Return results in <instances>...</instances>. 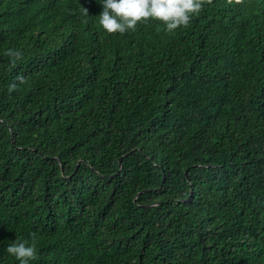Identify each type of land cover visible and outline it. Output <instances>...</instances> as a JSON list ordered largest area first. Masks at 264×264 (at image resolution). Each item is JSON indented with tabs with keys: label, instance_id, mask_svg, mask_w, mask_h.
<instances>
[{
	"label": "trees",
	"instance_id": "obj_1",
	"mask_svg": "<svg viewBox=\"0 0 264 264\" xmlns=\"http://www.w3.org/2000/svg\"><path fill=\"white\" fill-rule=\"evenodd\" d=\"M100 11L0 0V264H264V0Z\"/></svg>",
	"mask_w": 264,
	"mask_h": 264
},
{
	"label": "clouds",
	"instance_id": "obj_2",
	"mask_svg": "<svg viewBox=\"0 0 264 264\" xmlns=\"http://www.w3.org/2000/svg\"><path fill=\"white\" fill-rule=\"evenodd\" d=\"M99 3L98 23L107 34L134 31L139 23L148 21H156L164 31L172 32L186 26L202 8V0H99ZM7 54L13 64L21 56L20 51L14 49H8ZM4 252L16 264H30L37 258L34 241L17 240L6 244Z\"/></svg>",
	"mask_w": 264,
	"mask_h": 264
}]
</instances>
